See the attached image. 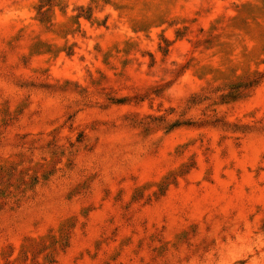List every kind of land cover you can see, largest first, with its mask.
<instances>
[{"label":"rangeland","instance_id":"rangeland-1","mask_svg":"<svg viewBox=\"0 0 264 264\" xmlns=\"http://www.w3.org/2000/svg\"><path fill=\"white\" fill-rule=\"evenodd\" d=\"M0 264H264V0H0Z\"/></svg>","mask_w":264,"mask_h":264}]
</instances>
